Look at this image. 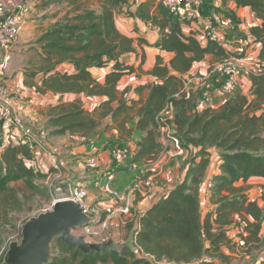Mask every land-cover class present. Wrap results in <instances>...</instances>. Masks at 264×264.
Returning <instances> with one entry per match:
<instances>
[{
  "label": "trees",
  "instance_id": "1",
  "mask_svg": "<svg viewBox=\"0 0 264 264\" xmlns=\"http://www.w3.org/2000/svg\"><path fill=\"white\" fill-rule=\"evenodd\" d=\"M234 1L253 11L258 22L249 32L252 41L261 44L258 59L264 60V0ZM128 2L41 0L39 5L43 7L65 3L69 9L36 39L42 54L38 69L26 73L31 78L27 85L42 94L51 91L104 97L92 109L81 107L78 101L57 105L55 114L47 120L53 135L76 133L90 137L114 129L117 140H126L139 131L143 134L132 157L147 162L162 151L160 127L165 128L164 120L170 118L181 144L197 151L188 160L184 180L160 194L144 213L135 215V225L128 227L132 246L84 253L57 238L56 251L47 264H225L229 257L222 248L230 245L227 232L236 216L246 222L245 245L260 239L261 208L235 183L264 179V73L247 75V93L236 90L219 105L199 110L195 96L185 90L183 76L206 55L213 60L210 70L231 52L209 38L202 44L191 33H183V22L160 0H144L134 12L127 9L126 13L157 26L160 35L154 45L172 56L165 62L157 54L148 72L154 80L134 89L137 98H124L117 89L118 82L132 73L134 66L119 58L135 52V46L133 39L116 27L114 10ZM110 62V70L99 81L94 69ZM66 64L71 71L63 68ZM37 73L41 77L34 81ZM166 108L170 117L160 116ZM102 124V132L97 133ZM212 148L218 152L220 173L209 184L208 197L213 206L201 214L200 190ZM33 158L34 151L26 142L0 145V225L8 224L13 212L31 211L35 198L48 196L40 181L45 174L30 165ZM2 244L0 233V248ZM0 264H4L1 256ZM252 264H264V260Z\"/></svg>",
  "mask_w": 264,
  "mask_h": 264
},
{
  "label": "crops",
  "instance_id": "2",
  "mask_svg": "<svg viewBox=\"0 0 264 264\" xmlns=\"http://www.w3.org/2000/svg\"><path fill=\"white\" fill-rule=\"evenodd\" d=\"M19 1L26 6L27 10L24 13V21L17 38L11 48V58L6 62L0 78L1 83L12 98L13 111L17 120L10 126L3 125L0 120V145L26 142L34 151V158L30 165L45 174L46 181L44 182L46 184H49L53 189L66 183L74 184L85 190V203L87 205L101 210L107 208L112 210L110 218L94 224L92 241H102V239L95 238V235L100 233L102 229L110 232V238L124 241L127 236V239L130 237L128 227L129 225H135V215L144 213L160 194L184 180L188 162L182 171H178L176 162L171 164L173 167L158 169L148 193L142 195L139 192H134L132 188L134 182L140 178L138 170L130 171L123 165L117 166L110 154L112 147L120 146H128L134 154L136 142L139 136L143 134L142 132L136 131L131 138L117 140L114 129L105 132L101 130L103 124L109 120L107 118L97 129L99 131L97 133L102 132L101 135L96 134L95 136L85 137L76 133L51 134L52 128L47 126V120L55 114L53 109L57 105L78 101L81 107L92 109L104 97H89L83 93L60 94L51 91L42 94L36 92L33 86L27 85L31 78L27 77L26 73L38 69L39 58L42 54L40 46L35 43L36 39L59 21L69 8L65 3H53L43 7L39 5L41 0ZM142 1L144 0H129L127 5H121L122 13L120 14L116 13L118 6L114 10L116 27L122 34L132 38L135 46V52L126 53L119 58L121 62L134 66V71L123 75L118 82L117 89L123 93L124 98H137L134 89L141 84L154 80L148 72L154 65L157 54H160L165 62L172 56V53L161 51L155 47L154 44L160 35L157 26L145 24L135 16L127 15V9L134 12L137 5ZM202 11L204 15L212 18L216 31L232 43L229 47L230 50L238 39H244L248 42L242 61L244 66H252L258 60L261 44L253 42L249 32V28L258 21L250 7L237 6L234 0H203ZM181 29L185 34L191 33L202 44L207 40L200 20L183 22L181 23ZM212 62L211 56L206 55L201 61L193 63L190 71L183 76L186 79V77L189 78L196 72L204 77L212 75L209 80L203 82L201 97L195 96L199 110L207 106H217L229 95L223 92L221 88L220 74L218 73L219 76L213 75L212 69H208ZM111 65L112 62L94 69V76L102 81L104 74L110 70ZM63 68L69 71L72 70L68 64L64 65ZM40 77L41 73H37L33 80L39 81ZM236 90L242 93H247L249 90L248 76L243 71L238 75ZM171 126L173 133H176L178 138L172 123ZM162 136L163 133L159 136L161 144ZM187 147L192 150L190 156L196 153L197 149L195 147L191 145ZM210 151L209 165L202 179L200 190L201 214H205L213 206L208 197L209 184L212 177L220 173L218 152L215 148ZM159 154L153 160L156 167L159 163ZM110 173L113 174V177H109ZM235 185L242 187L247 192L249 200L255 201L261 208L260 239L259 242H254L259 244L262 238L264 179L250 178L246 182L240 180ZM52 204L53 202L48 209ZM237 218L239 217L236 216L235 220ZM232 225L227 232L230 245L222 248L224 254L228 257L229 254L224 248L231 246L229 249L232 252V248L236 244L235 236H233L235 231H233ZM245 246H242V249ZM259 259L264 260L262 256H258L249 264ZM158 264L171 263L161 261Z\"/></svg>",
  "mask_w": 264,
  "mask_h": 264
},
{
  "label": "built area",
  "instance_id": "3",
  "mask_svg": "<svg viewBox=\"0 0 264 264\" xmlns=\"http://www.w3.org/2000/svg\"><path fill=\"white\" fill-rule=\"evenodd\" d=\"M163 6L180 21L187 22L200 20L203 30L207 38L216 41L220 46L231 52V55L222 62H216L212 65V71L217 72L221 76V88L223 92L230 94L236 91L237 78L240 72L249 74L264 73V60L258 59L252 66L246 67L242 63L245 54V48L248 42L244 39H238L236 44L230 50L231 42L226 40V37L219 34L213 24L211 17L202 13L203 0H160ZM27 8L19 0H0V78L5 68V64L11 58V48L17 38L20 27L24 21V13ZM243 55V56H242ZM170 110L164 109L160 116L170 117ZM0 120L3 125L10 126L17 120L16 114L13 111L12 98L8 90L0 80ZM164 127H160V132L163 133ZM110 154L114 164L117 166L123 165L130 171H137L139 162L133 160V152L126 147H112ZM143 163V162H142ZM145 166L142 169L141 176L138 178L132 188L134 192L147 194L150 186L153 183L154 176L158 173V168L153 161L144 162ZM109 177H113L110 173ZM56 200H73L79 204L83 212L91 217V222L73 229L76 235H82L86 241L93 242L94 224L101 222L103 219L110 218L112 210L107 208L101 210L99 208L89 206L85 203L86 192L83 188L74 184L66 183L58 185L54 188ZM51 208V207H50ZM235 223L236 244L244 246L245 238L248 236L246 222L237 218Z\"/></svg>",
  "mask_w": 264,
  "mask_h": 264
},
{
  "label": "water",
  "instance_id": "4",
  "mask_svg": "<svg viewBox=\"0 0 264 264\" xmlns=\"http://www.w3.org/2000/svg\"><path fill=\"white\" fill-rule=\"evenodd\" d=\"M91 222V217L73 200H56L50 209L32 215L20 225V240H13L3 255L4 264H47L53 257L57 238L76 245L82 252L110 249L120 251L132 246L131 236L124 241L108 238L103 242L86 241L72 231Z\"/></svg>",
  "mask_w": 264,
  "mask_h": 264
},
{
  "label": "rangeland",
  "instance_id": "5",
  "mask_svg": "<svg viewBox=\"0 0 264 264\" xmlns=\"http://www.w3.org/2000/svg\"><path fill=\"white\" fill-rule=\"evenodd\" d=\"M121 8H122L121 5H119L116 8L117 14L122 13ZM214 74L216 76H219L217 72H214L213 75ZM211 76L212 75L204 77L200 73L196 72L189 78L186 77L185 79L186 90H188L190 94L200 98L202 95V90H203L202 88L203 82L209 80ZM164 122L166 126L168 125V127H165V129L163 130V136L161 137L163 148H162V152L159 154V158H158L159 163H158L157 168L158 169L169 168L172 166L171 165L172 163L176 162L178 165V171H182L186 167V164L189 160L192 150L188 149V147L185 145L181 146V141L176 137V133H173L172 131V126H171L172 120L170 118H166ZM120 147H126L131 151V148H129L128 146H120ZM138 164H139L138 174L141 176L140 171L142 172V169L144 168L145 163L139 162ZM40 181L47 188V193H48L47 198L46 199L39 198V197L35 198L32 204L33 208L31 211L29 210V211H22V212H13L10 214V220L8 224L0 225V233L3 237V244L0 248L1 259H3V255L8 247V243L13 240H18V241L20 240L21 223L32 215H36L42 211L48 210L49 206L54 200V197H55L54 189L51 186H49V184H46L44 182L46 181L45 179L44 180L41 179ZM262 208H263V218H262V228H261L262 238L260 240V243L259 244L251 243L249 246L244 245L245 248L243 249H242V246H239V245L237 246L236 244H234L232 248V252H230L231 251L229 249L230 247L229 248L225 247L224 249L226 252H228L227 254H229V257H230L228 262H225V264H249L253 259L257 258L258 256H262L264 258V204L262 205ZM235 227H236L235 223H233L232 225L233 231H235L234 230ZM110 235L111 234L109 231L102 229L100 233L95 235V238L102 239V241H93V242L106 241ZM52 247H53V254H54V252L56 251L54 243L52 244Z\"/></svg>",
  "mask_w": 264,
  "mask_h": 264
}]
</instances>
